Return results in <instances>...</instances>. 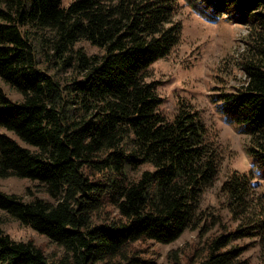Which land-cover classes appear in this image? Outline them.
Segmentation results:
<instances>
[{
	"label": "trees",
	"instance_id": "16d2710c",
	"mask_svg": "<svg viewBox=\"0 0 264 264\" xmlns=\"http://www.w3.org/2000/svg\"><path fill=\"white\" fill-rule=\"evenodd\" d=\"M183 4L247 29L244 80L213 101L247 137L251 169L229 170L214 204L224 146L189 102L165 114L149 79L182 40ZM0 77L21 95L0 87V177L48 196L0 188V210L64 250L0 226V264H156L150 243L187 229L205 236L197 264H264V0H0ZM246 237L256 261L234 244Z\"/></svg>",
	"mask_w": 264,
	"mask_h": 264
},
{
	"label": "rangeland",
	"instance_id": "374dc122",
	"mask_svg": "<svg viewBox=\"0 0 264 264\" xmlns=\"http://www.w3.org/2000/svg\"><path fill=\"white\" fill-rule=\"evenodd\" d=\"M176 19L183 25L182 40L169 56L151 65L149 79L159 82V93L164 100L161 108L165 114L171 115L179 102H189L205 120L211 134L224 146L227 159L221 179L206 195L205 203L214 204L220 181L229 170L235 168L248 172L251 169L250 158L245 150L247 137L219 115L213 101L214 94L229 90L244 80L238 60L245 49L243 38L247 29L242 24L223 19L208 22L186 4L181 6ZM82 45L89 52L99 51L86 42ZM0 87L12 99L21 98L1 77ZM0 131L5 130L0 127ZM0 188L9 193L21 194L26 199L32 196L48 198L35 182L26 178L0 177ZM0 226L15 240L34 241L50 257L59 256L64 251L46 235L21 224L3 210H0ZM214 231L215 228L208 234L211 235ZM204 238L200 230L187 229L171 243H150V250L156 264H197L193 260ZM245 243V256L256 261L259 249L253 246L255 241L252 237L238 239L234 244Z\"/></svg>",
	"mask_w": 264,
	"mask_h": 264
}]
</instances>
